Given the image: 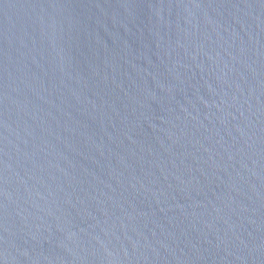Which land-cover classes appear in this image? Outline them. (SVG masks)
<instances>
[{
	"label": "water",
	"instance_id": "1",
	"mask_svg": "<svg viewBox=\"0 0 264 264\" xmlns=\"http://www.w3.org/2000/svg\"><path fill=\"white\" fill-rule=\"evenodd\" d=\"M0 264H264V0H0Z\"/></svg>",
	"mask_w": 264,
	"mask_h": 264
}]
</instances>
